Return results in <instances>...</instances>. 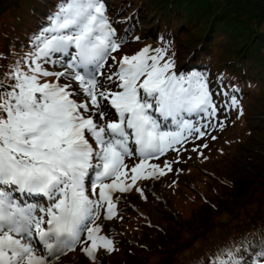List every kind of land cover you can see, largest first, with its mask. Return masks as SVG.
Returning <instances> with one entry per match:
<instances>
[{"label":"snow or ice","instance_id":"obj_1","mask_svg":"<svg viewBox=\"0 0 264 264\" xmlns=\"http://www.w3.org/2000/svg\"><path fill=\"white\" fill-rule=\"evenodd\" d=\"M106 12L104 0H60L0 77V264H57L78 246L83 264H103L97 252L116 250L105 221L123 219L120 200L133 189L147 199L137 182L179 162L151 161L223 127L206 72L178 71L170 42L113 55L127 39ZM239 251L224 248L208 264H264V250L254 259Z\"/></svg>","mask_w":264,"mask_h":264},{"label":"trees","instance_id":"obj_2","mask_svg":"<svg viewBox=\"0 0 264 264\" xmlns=\"http://www.w3.org/2000/svg\"><path fill=\"white\" fill-rule=\"evenodd\" d=\"M105 1L111 10L120 9L124 18H146L145 30H152L154 35L147 37L138 24L135 29L142 32L141 39L151 40L154 48L168 47L170 42L169 55L175 53L177 70L206 72L219 97L223 98V92L236 95L240 108L233 112L230 128L241 121L247 123L246 136L231 151L225 150L222 164L206 161L184 179L185 191H180L179 197L186 200L190 193H204V188L211 197L204 193L203 200L196 193L200 204L186 218L169 201L163 208L158 204L152 206L150 216L165 228L154 230L144 226L137 231L133 237L145 247L127 243L121 255L123 263L208 264L210 257L228 247L240 249L239 255L245 259H254L252 253L264 250V145L260 141L264 135L260 134L264 130V107L254 112L252 118L250 104L264 101V77L250 62V48H263L264 42L259 41L253 26L243 23V18L231 17L223 12L224 7L213 11L209 0ZM59 3L60 0H0V77L17 58L23 57L21 49L32 45L33 36L49 23L48 17L57 11ZM184 12H190V18ZM197 16L200 20L195 22ZM216 26L240 36L245 34L243 46L247 48L228 55L233 48L231 40L225 52L217 40ZM196 29L200 30L198 35ZM208 163L215 168H203ZM202 177L205 182L200 181ZM199 183L204 185L202 189ZM222 215L226 219L218 220Z\"/></svg>","mask_w":264,"mask_h":264},{"label":"rangeland","instance_id":"obj_3","mask_svg":"<svg viewBox=\"0 0 264 264\" xmlns=\"http://www.w3.org/2000/svg\"><path fill=\"white\" fill-rule=\"evenodd\" d=\"M9 1V0H6ZM210 3H212V5H214L213 11L216 7L218 8H226L223 12H228L229 15L231 17H237L244 20V24L246 26H248V24H250V27L253 26L254 31H257V37L259 39V41L262 43L264 42V0H216L214 2V0H209ZM228 2H231L228 4ZM8 3V2H7ZM5 6V5H4ZM226 12V13H227ZM185 14H187L186 17L190 18V12H184ZM223 13V14H226ZM9 13H5L4 16H7ZM114 13V20H112L114 23L117 24V22L115 21V18L120 17V14H116ZM202 19V18H201ZM198 20H200V16H197L195 18V22H197ZM203 21V20H202ZM140 23L143 25V29L144 31L147 32V37L154 35V32L145 30L146 26L148 24V20L145 18L142 21H140ZM128 23H125L124 26H126ZM204 23L201 22L200 26H202ZM213 24V23H212ZM131 26V25H130ZM212 26V25H211ZM131 28V27H130ZM216 28V36H217V40L220 41L221 45L224 49V51L226 52L227 49V43L229 42V39L231 40V44L233 46L232 50L228 53L229 54H234L236 55L238 53L239 50H242V48L244 47V49L247 48V46H243L244 45V40L246 39L245 34H242L241 36L238 33H235L233 31H231L230 29L228 30V32L222 28H218L217 26ZM133 29V28H131ZM211 29V27H210ZM125 31L126 29H122L121 28V36H119L120 39H122L125 35ZM195 31V30H194ZM193 31V32H194ZM200 30L196 29L195 34H199ZM149 41V40H148ZM231 46V45H230ZM31 50V48L29 47H23L21 49V52L23 54L28 53ZM250 50H252V55H250V62L253 66H255V68H257V70L259 71L260 75L264 77V47H259L257 49L253 48V46L250 48ZM232 56H230L231 58ZM262 106L264 107V101L261 103H251L250 104V114L252 113V118H254V112H258L260 110V108H262ZM253 109V112H252ZM263 110V108H262ZM250 117V115H249ZM251 119V117H250ZM219 121H221V119H218ZM247 123L244 121V123L239 122L237 124V127L234 128H226L224 131H222L221 134L219 135H215L216 139L214 140V142L212 143H208V146L211 144L209 150H207L206 152H204V156L206 157L207 160H210V163H215V165L217 164H222V157L223 154L225 153V150L227 149L228 151H231L234 148V145L238 142H240V140H242L245 136H246V132L244 131V128L246 127ZM221 127H217L216 129L219 130ZM260 134H264V130L261 131ZM260 141H262L263 145H264V135H262L260 137ZM230 148V150H229ZM221 159V160H220ZM208 163L206 166H203V168L205 169H212L215 167H212V165ZM217 163V164H216ZM195 165L197 164H191L189 165L187 168L190 169V172H185V174L183 177V181H181V186L179 191L183 192L185 191V184H184V179H187L188 174H190L191 172H194L197 170V166L195 167ZM184 165L183 164H178L175 168L176 169H181ZM186 177V178H185ZM195 178H199V176H194ZM202 182H205L206 179L202 177V179L200 180ZM143 180L137 183V187H143ZM204 185H202V183H199V188L202 189ZM204 193L208 196H210V193L208 194V191L206 190V188L203 189ZM187 194H189L190 192H186ZM196 194V193H195ZM190 193V195H188V197H186V200H184V198L179 197L180 195L174 194L173 192H171L168 195V201H170V203L173 204V208L178 209L183 216L189 217L190 213L192 212V210L194 209L195 205L200 204V201L196 198V195ZM136 196H139L135 189L134 191L130 194L131 199H134ZM149 199H144L143 197H141V201L142 202H147ZM156 203V202H155ZM153 206L155 204H152ZM161 206H165L166 203H162L160 204ZM122 204L119 203V208H121ZM129 206L128 204L125 205V207ZM163 208V207H161ZM151 208H149L147 211L151 212L150 210ZM122 216L123 219H115L112 221H105V224L110 226L111 228V236L113 237V239L115 240V247L116 250H118V246H116V242H118V244L120 245L119 248L120 249H124L126 247V244H132L135 243L137 241L136 238H134V234L136 233L135 230L137 229H141L142 226H139L142 223V220L137 218L135 215V212H130V211H124L121 212L119 211ZM226 219L225 215H222L218 218V220H224ZM153 223L155 224H159L161 227L165 228V225L163 223H157L156 220H152ZM118 228H120L121 230H119ZM102 234H108V233H102ZM196 237V236H195ZM142 245V243H141ZM186 255V254H185ZM120 259H124L122 258L121 255H115V256H111V258H107L104 260L103 264H121L122 261ZM156 259L153 260V262H155Z\"/></svg>","mask_w":264,"mask_h":264}]
</instances>
